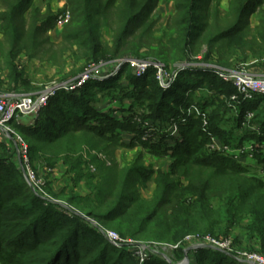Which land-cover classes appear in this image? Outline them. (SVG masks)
Wrapping results in <instances>:
<instances>
[{
	"label": "trees",
	"instance_id": "trees-1",
	"mask_svg": "<svg viewBox=\"0 0 264 264\" xmlns=\"http://www.w3.org/2000/svg\"><path fill=\"white\" fill-rule=\"evenodd\" d=\"M34 1L0 0V61L13 88L29 86L19 69L20 54L42 48L41 38L57 22V15L43 13ZM160 1L66 0L64 9L71 17L62 43L76 48L86 65H102V76L109 78L91 80L72 92L60 89L36 119L16 129L29 143L35 169L41 162L51 177L63 166L72 179L85 178L91 192L48 186L45 195L39 194L18 150L11 141L0 142V264H170L163 246L175 248L172 260L177 262L244 264L233 254L207 247L186 252V239L229 238L235 229L245 231L249 246L264 255V178L209 147L212 136L220 146L232 148L253 140L255 159L264 165V96L238 104L234 126L225 127L234 113L230 99L236 91L216 73L234 66L236 58L242 63L252 58V66L264 71V0H230L225 15L219 0H174V12L159 25L160 19L153 21L151 15ZM254 14L257 24L252 27ZM106 33L110 40L105 41ZM204 47L203 60L194 59ZM123 59L162 64L170 75L179 71L173 88L165 89L153 68L138 78L126 64L112 76ZM196 64L208 68L192 67ZM184 65L189 66L181 70ZM182 79L191 84L184 92L177 87ZM197 89L207 91L206 97L197 98ZM106 95L120 106L112 108L110 102L99 108ZM126 99L136 105H126ZM191 105L206 117L185 115L187 121L178 123L179 133L173 136L167 125ZM248 112L254 114L250 124L260 130L248 126L238 136ZM113 145H139L168 160L157 170L145 165L143 157L130 166L108 165L99 156ZM148 180L154 184L150 199L141 195ZM109 231L122 240L118 245ZM141 244L154 248L144 251L145 258Z\"/></svg>",
	"mask_w": 264,
	"mask_h": 264
},
{
	"label": "rangeland",
	"instance_id": "rangeland-1",
	"mask_svg": "<svg viewBox=\"0 0 264 264\" xmlns=\"http://www.w3.org/2000/svg\"><path fill=\"white\" fill-rule=\"evenodd\" d=\"M59 1L61 0H35L34 1L35 3L33 5L40 6L42 8L43 13L49 10V12H51L52 14L59 15L65 8V5L61 6L58 3ZM169 1L171 0H168V1L165 0L162 3L158 4V6L156 7V9H154L151 15V20L155 21L157 19H160V21H158L159 25L164 22L163 20L167 16L170 15L169 8H168L169 5L166 4V2H169ZM219 1H220V7L222 9V13L225 15L230 0H219ZM65 3H66V0H65ZM26 15L28 16L29 12ZM250 22L252 24V27L256 26L257 24L256 14L251 16ZM66 24L67 23H64L62 25L56 24V26L50 32L44 34V37L48 35L51 38V40L45 41V38L42 37L41 38L43 39L42 48L36 50L35 52H33V54L26 50L22 54H20V57L18 60L19 65H20L19 69L20 71H23L25 73V78L27 82H29V86H28L29 88L28 87H26V89L25 88H13L9 81L10 74L7 70L3 69V63L0 61V94L10 95L12 93H15V94H20V95H33L35 97H39L40 95H42L44 92L48 90H53L61 86L64 87L66 85H70L71 83L78 81L79 78L84 75L83 73L81 74V71L82 72L84 71L83 69L90 71V69L93 66L86 65L84 61L79 60L81 56L78 55L79 54L78 52H76V48L71 49L69 46H65L62 43V32ZM54 30H57V32H59V35L58 33H55ZM0 38H1V31H0ZM104 39L105 41L110 40V36L108 33L104 35ZM206 53H207V49L204 47L202 50H200L197 53L194 59H198L199 61H201L205 57ZM217 59H218V55H215L213 60L216 61ZM234 60L235 62L234 61L233 62L235 63V65L230 68L224 69V70H231V71H243L244 70V71L257 75L258 77L264 76V75L256 74L257 73L256 70L260 69V68L255 69L256 66H252L255 64L256 60L251 58L250 62L248 61L244 63H242V61L238 60L237 58ZM196 65L198 66L199 64H196ZM186 67L188 66L186 65ZM81 68L83 69L81 70ZM94 69L96 70V67ZM77 73H79L78 76H76L73 79H70V80L64 79L66 76L77 74ZM107 78L109 77H105V79ZM177 87L180 92H184L187 89V87H191V84L187 83L186 80L182 79L179 82ZM171 88H173V85L169 89ZM202 91H200L199 89L194 91V95L197 98H200V100L206 97L207 95L206 94L207 91H204V92ZM220 98L222 99V96ZM101 99H102V102L97 104L99 108L108 107L109 103L112 102V97L109 95H106L105 98H101ZM125 103L126 105H131V103L135 104L134 100H130V99H126ZM118 105L120 106L119 100L111 103L112 108ZM188 113H189L188 109H184L183 115L180 118L178 119L172 118L170 120V123L167 125L168 131L170 132H172L173 130L176 131L175 127L178 128V131H179V126H177L176 124L180 122L182 123L184 121L186 122L185 115H188ZM237 115L238 113L236 112L229 113L230 119L226 121V125L224 124L225 127H233L234 122H235L234 120H236L235 117ZM37 116L38 115L36 114H32L26 117H21V122L22 124L26 123L30 119H33V118L36 119ZM17 124H18L17 121H13L10 124L16 131L15 135H9V136L6 135L0 139V142H3V141L10 142L11 141L12 144L14 145V148L18 150L19 147H18V142H17V136H20L23 139L24 137L16 129ZM249 125L250 124H248L247 121H244L242 123V126H240L241 129L238 132H236V135L238 134V136H240L244 134V132L247 131ZM150 128L151 126H149L148 129L145 130V132L149 133ZM146 135H145V139H147ZM212 138H215V137L212 136ZM25 142L29 145V143L26 140ZM244 142L245 144L248 143V141L247 142L244 141ZM209 147L211 149V145ZM139 157H143L145 165L152 167L154 170H157L161 165H163V163H167V160H168V157H158V155H155L154 153L150 152L147 149L140 147L139 145L134 146L133 148L113 145L111 150L107 154L100 155L99 159L107 162L108 165H111V163L113 164L117 163L122 166L124 165L130 166ZM237 161H240V160L237 159ZM241 162H243L246 166L253 169L254 170L252 171L253 174H256L258 177L264 178V165L263 164H259L255 159L252 160V159H247V158L242 159ZM29 165H30V168L36 172L37 177L44 184L41 191H38L36 189L39 194H44L46 187L48 186L51 187V189H55L56 191L60 190L63 187H67L68 190H72V192L78 193L81 195H86L91 192L89 188V183L87 182L85 178L80 181L75 178L72 179V177L66 173L67 169L63 166L55 170L56 171L54 172L55 175H52L51 177H46L47 173L45 172V169H42L43 167H42L41 162H37V164H35L37 165L36 169L34 168L35 166L30 163V160H29ZM91 169L95 173L96 170L94 169L93 166L91 167ZM94 180L95 182H97L98 178ZM153 188H154V184L152 180H148L146 182L145 188L141 190V195H143L146 199H150L152 197ZM230 234L231 235L229 236V238L224 237L223 234H220V236L218 237L221 240H228L231 242L232 248L234 250L233 252L234 256L239 258L242 253L255 252L252 249V247L249 246L248 244V238H247V235L245 234V231L235 229ZM209 236L210 235H207V237ZM184 244L186 246V251L193 249L198 245L196 241H193L191 239H186V242ZM149 246L150 248L154 249L152 245H149ZM154 247H157V246H154ZM140 248L142 249V252H140V255L143 256L142 258H145L146 257V254L144 252L145 250H143L142 247ZM174 250L175 248H172L169 246H165V247L163 246L161 253L166 259L169 260L170 264H185L187 260L186 262L184 261L177 262V261L172 260L175 258L173 254ZM261 254L263 255V253Z\"/></svg>",
	"mask_w": 264,
	"mask_h": 264
},
{
	"label": "built area",
	"instance_id": "built-area-1",
	"mask_svg": "<svg viewBox=\"0 0 264 264\" xmlns=\"http://www.w3.org/2000/svg\"><path fill=\"white\" fill-rule=\"evenodd\" d=\"M57 25H62L67 23L71 17V12L68 9H64L59 15H57ZM126 64H129L135 71V75L138 78L144 77L148 71L153 68L157 71V78L159 79L161 85L165 89H169L172 85H174L178 72L173 75L168 74L164 70V66L162 64L147 62V61H139L137 59H123L116 63L114 71L112 72V76L118 75L122 67ZM93 66V67H92ZM90 71L86 70L84 75L79 78L78 81L71 83L70 85L61 86L53 90H48L44 92L39 97H35L33 95H20L12 93L10 95H2L0 94V139L4 136L15 135V129L10 125L13 121H17L18 124L21 123V117H26L28 115L36 114L38 115L39 111L48 106L52 97H54L60 89H64L67 92H72L77 89L82 88L86 83L90 80H101L105 79L102 76L101 68L102 65H92ZM189 66V65H187ZM96 67V70L94 69ZM192 67H204L208 68L205 65H192ZM186 65L182 66L181 70H184ZM95 70V71H94ZM91 72V73H90ZM218 76L226 83L231 84L236 93L231 96V104L230 106L234 110V112L238 113L237 105L242 103V101L252 100L256 96H264V76L258 77L255 74H252L247 71H231V70H219L216 71ZM188 115H196L206 117V114L199 110V108L195 105H192L188 108ZM186 118V117H185ZM254 114L248 112L246 115V121L248 124L253 120ZM187 121V118H186ZM182 123H185L182 122ZM207 122L205 121V125ZM178 126V124H176ZM175 125V126H176ZM252 131H259V127L249 125ZM176 131H172L173 136H177L179 131L176 128ZM216 138H212V151H222L229 155L234 156V158L239 159L240 161L244 158L247 159H255V154L258 153L257 143L256 141L250 140L248 143L242 144L237 148H232L228 146H220L215 141ZM18 142V155L21 163L26 166L27 177L32 184V186L38 191L42 190L43 183L37 177L36 172L30 168L29 165V145L25 142V140L17 136ZM247 142V141H246ZM261 153H264V144L261 146ZM256 160V159H255ZM108 237L115 244L122 241L117 234L114 232H108ZM193 241H196L198 245L196 247H213L220 251L226 252L228 254H233L234 250L232 248V244L228 240H220L213 238L211 236L205 238H189ZM244 264H264V256L258 252L253 253H242L238 258Z\"/></svg>",
	"mask_w": 264,
	"mask_h": 264
},
{
	"label": "crops",
	"instance_id": "crops-1",
	"mask_svg": "<svg viewBox=\"0 0 264 264\" xmlns=\"http://www.w3.org/2000/svg\"><path fill=\"white\" fill-rule=\"evenodd\" d=\"M163 1H165V0H163ZM163 1H160L159 2V4L160 3H162ZM168 1V0H167ZM61 6H63V5H65V0H61V1H59L58 2ZM166 4H168L169 6H168V8H169V12H170V14H172L173 12H174V0H171V1H169V2H166ZM172 4V5H171ZM173 6V7H172ZM58 30V29H57ZM57 30H54L55 31V33H58V35H59V32H57ZM56 36V35H55ZM256 74H259V75H264V71L263 70H256ZM56 172V171H55ZM55 175V174H54Z\"/></svg>",
	"mask_w": 264,
	"mask_h": 264
},
{
	"label": "water",
	"instance_id": "water-1",
	"mask_svg": "<svg viewBox=\"0 0 264 264\" xmlns=\"http://www.w3.org/2000/svg\"><path fill=\"white\" fill-rule=\"evenodd\" d=\"M141 247L143 248V250H150V246H148V245L141 244ZM207 248L214 249V250H218V249L213 248V247H207ZM188 251H189V250H188ZM188 251H186V252H188ZM219 251H220V250H219ZM185 264H189L188 259H187V262H186Z\"/></svg>",
	"mask_w": 264,
	"mask_h": 264
}]
</instances>
